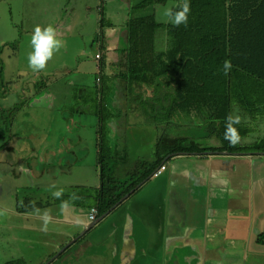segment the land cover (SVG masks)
<instances>
[{
  "label": "crops",
  "instance_id": "obj_1",
  "mask_svg": "<svg viewBox=\"0 0 264 264\" xmlns=\"http://www.w3.org/2000/svg\"><path fill=\"white\" fill-rule=\"evenodd\" d=\"M101 1L104 10V3L108 0ZM120 1L124 3L123 6L126 12V17L122 21L124 28H120L119 25L112 21H106L102 17L96 34L97 37L102 29V20H105V37L103 42L98 41L100 51L96 53V55L101 54V58L98 60L96 55L95 58L98 70L101 63H105V74L113 78L109 83L112 86V99L114 101H109V105L112 108L114 117L110 120L112 126L108 132L110 134L112 131V135H120L122 134L121 130L124 129V126L122 129V125L119 126L116 123L119 117L122 116L127 119L126 114L134 116L136 113L132 112L135 110L141 111L144 115L146 113L145 110H140L136 105H139L141 100L148 105L149 102L152 103V100H150L152 98L149 95L122 92L123 82L119 75L125 68V56L120 49L123 48L126 42V26L133 1ZM178 4L176 3L173 6ZM86 7H88L87 4ZM52 26L55 30L57 27L64 28L63 25L58 26L55 23H52ZM64 31L56 30L57 35H59L58 38L61 39L66 36ZM164 35L166 38V32ZM79 52L81 53L82 50L76 52V54H79ZM83 52L85 53V51ZM40 96L38 103L48 96H52V101L54 100L53 94L46 96L42 94ZM115 107L119 111L115 110ZM129 108L132 111H128ZM122 110L126 113L122 112ZM145 115L152 118L151 112ZM191 115L177 112L171 122H163V125L159 126L163 129L161 135L167 134L172 137H178L173 134L172 127L175 125V127L179 128L180 122L191 118ZM125 123L123 122V125ZM126 124L130 125L128 128L125 125V129L130 130V126L134 125V121L130 122L127 119ZM161 135L154 141L155 150ZM55 136H57V132L52 135V139L59 143L60 139ZM208 136L205 141L207 139H211V141H208L204 146L220 145L215 136H212L211 133ZM44 138L40 139L41 148L39 150L47 151L46 158H48L50 150L42 145V142H48V136L45 135ZM191 139L195 140V137H191ZM34 140H36V137H34ZM82 140V136L79 135L74 143L68 142L66 147H78L80 143L82 144ZM133 140L134 138L127 139L122 136L118 138V142L115 145L111 144L115 146V151L117 150L120 156L127 157L126 162L119 163L118 170L122 172L121 174L135 168L138 161L145 160L150 163L156 159L154 151L152 159H139L134 165L133 163L130 164L128 149L131 145L137 143ZM95 150L94 153H96ZM88 152L89 148L86 146L79 153H70L67 157V161L70 164L69 167H80L82 160L91 156V153ZM221 152L223 151L209 150L180 153L175 156L172 155L170 161L164 160L154 171L156 172L162 165H166V169L162 174L154 176L153 172L140 183L141 185L139 184L140 186L138 185L128 195L126 194L125 199L98 225L88 231L86 233L88 236L82 241L95 242L98 239V235L104 234V237L111 239L113 244L115 243V248L124 249L122 252L123 260L133 253L132 244L135 245V255L137 256V241L141 242V248L143 246H152L150 245L151 236L148 235L149 230L146 225H144V230L142 231L135 226L131 233L128 218L130 215H136L135 217L132 216L134 218L132 219L137 223L142 222L145 224L148 222L151 211H154V209L139 205L145 200L150 204L156 205L155 213H158L161 219L160 222H162V225L159 223L160 225L157 227L160 243L153 244L157 245L159 252L162 251L160 253V258H162L156 259V264H264V243L259 241L260 236L264 234V162H259L255 159L256 153L230 152L231 154H226ZM1 161L5 163V160ZM130 166L133 168H130ZM30 169L34 177L39 176V171L37 172L33 168ZM0 172V175L6 178V169ZM18 173V179H20L22 173ZM78 179L83 180V175H79ZM40 182H42V179H40ZM86 184L89 183H76L70 191L88 187ZM99 187L100 183L97 182L92 188ZM7 193V187L0 183L1 201H4V195ZM72 208L75 214L81 217L84 216L85 223L83 225L78 226L65 219L60 213L59 204H57L55 208L57 215H52L50 211L51 215L57 224L60 226L65 225L66 229L57 230L53 227L51 229L49 225L48 231L43 232L41 231L42 222L33 212H21L16 205L0 204V209L6 210V214L0 216V257L11 258L6 259L7 261L5 262L24 259L27 264H52L55 261L56 257L54 255L57 249H60L65 242H72L98 217L95 215L88 219L86 215H83L85 214L84 212H88L92 208L73 204ZM52 234L61 236L59 238L61 243L57 244L58 247L51 249L43 256L34 257V250L37 254H40V245L44 246L47 244L50 246ZM85 235L75 239L68 248L76 243L78 246L82 245L80 246V251H83L84 244H82L83 242L80 239ZM78 241L80 242L78 243ZM24 245L26 249H19V247ZM30 249L31 253L29 255L28 251ZM144 255L147 256L148 252L146 251ZM131 261L133 262L134 260ZM132 262L126 261V264H132ZM144 262L152 264L151 261L143 259L140 264Z\"/></svg>",
  "mask_w": 264,
  "mask_h": 264
},
{
  "label": "rangeland",
  "instance_id": "obj_2",
  "mask_svg": "<svg viewBox=\"0 0 264 264\" xmlns=\"http://www.w3.org/2000/svg\"><path fill=\"white\" fill-rule=\"evenodd\" d=\"M121 2L120 0H108L104 3L105 8L103 10L101 0H53V5L52 0H0V50L2 49L1 58L4 62L2 81L5 83L4 87H6H2L0 91V108H10L24 102L27 97L31 96L32 92L39 94V92L45 91L54 95L52 106L34 107L27 105L18 112L13 121L10 135L12 136L11 146L15 150L13 152L7 150L2 152L1 160L7 162L2 163L0 167L20 170L23 166L33 165V168L39 171L38 175L40 176L32 182L24 172H22L20 179H16L10 174L6 175V178L0 175V183L8 189V193L4 195V201L0 200V204L16 205L17 207L22 201L26 205L24 198L30 197L32 202H42L44 204L45 207L41 211L48 209L52 212V215H57L55 208L58 203L51 195V192L55 190L50 187L51 185L55 184L56 188L64 189L65 195L71 192L70 190L74 188L76 183H89L86 184L88 187H93L97 182L101 183V168L96 158L98 154L97 130L99 126L97 110L100 108L101 102L96 94L99 70L95 58L96 53L100 51V46L97 40L94 42V39L102 17L106 21H112L120 28H124L122 21L126 17V12L123 6L124 3ZM176 3L178 4L179 1L169 0L166 4L160 5L161 8L158 6L156 9L157 21L168 23L162 15L163 10L166 7H172ZM86 4L88 7H86ZM52 23L64 26V28H56L57 31L65 30L66 36L61 38L64 41V47L53 56L43 71H32L28 67L27 57L32 50L30 41L34 27L36 25H52ZM164 34L165 30L163 28L157 33L156 46L158 50H164L167 47L168 39L167 36L165 38ZM81 50V53L76 54ZM135 93L143 95L145 92L143 88H136ZM112 95L113 92L111 91V94H107L105 97L108 105L109 101H114ZM233 106L237 107L235 104ZM115 110L119 111L117 107H115ZM128 111H132V109L129 108ZM122 112L126 113L124 110ZM132 113H136V115H126L130 122L134 121L133 127L130 126V130L125 129V125L128 128L130 124H126L127 119L125 117H119L116 123L119 126L122 125V129L124 126V129L121 130L122 134L112 135L111 131L109 140L111 144L115 145L118 138L122 136L127 139L134 138L133 141L137 143L131 145L128 149L129 163L134 165L139 159L153 158L154 141L163 132V129L159 127L163 125V122L143 115L138 110ZM245 121L251 130L249 135L242 140V143L248 146L264 137V120L246 118ZM123 122L126 123L123 125ZM208 123L207 119L201 117L196 119L194 115H191V118L180 122L179 128L174 125L172 131L178 137H195L198 143L204 145L211 141V139L205 141L210 133ZM111 126L112 124L108 121L106 128L109 130ZM35 132L40 135L43 133L41 138L46 133L52 138V135L57 132L55 137L59 138L60 142L56 147L59 152V147L67 152L64 156L66 160L70 153H79L86 146L89 148L88 153H91V156L84 158L78 168H65L58 164V166L46 165V163H56L57 161L52 160V151L49 152L47 161L41 160L43 152L38 150V136ZM32 134L36 136L37 140L32 139ZM79 135L83 138L82 144L80 143L78 147H66L68 142L74 143ZM94 149H96V153H94ZM44 153H47V151H44ZM46 155L45 157H47ZM256 155L255 159L257 161L264 162V154L256 153ZM79 175H83V180L78 179ZM40 179H42V182H40ZM139 205L152 208L154 211H151L149 220L145 224L142 222L137 223L132 217L136 215H130L128 218L129 227L132 233L135 226L141 231L144 230V225L148 226V235L151 236L150 245L152 246L141 248V242L138 240L137 256L135 255V245L132 244L133 253L123 260L122 252L124 249L115 248V243L113 244V241L104 237L103 234L98 235L95 242H83V240V251H80L82 245L73 244L65 251L63 256H57L52 264H126V261L132 262L131 260H134L132 264H140L142 259L156 264L155 260L162 258H160L162 251L159 252L157 245L153 244L160 243L157 227L160 224L162 225V222H160L161 219L158 213H155V204L143 200ZM86 212L84 213L86 214ZM161 215L163 216V214ZM50 226L51 229L52 227L57 230L66 229L65 225L60 226L54 219ZM59 238H61L60 235L52 234L50 246L47 244L40 245V254H37L34 250V257L43 256L51 249H56L57 244L61 243ZM67 244L69 243L65 242L63 246ZM26 246L19 247V249H26ZM62 247L57 249L55 255L61 252ZM116 251L118 254H115ZM146 251L148 252L147 256L144 255ZM28 252L30 255L31 249ZM6 259L11 258L0 257V264H4L7 261ZM144 263L147 264L148 262Z\"/></svg>",
  "mask_w": 264,
  "mask_h": 264
},
{
  "label": "trees",
  "instance_id": "obj_3",
  "mask_svg": "<svg viewBox=\"0 0 264 264\" xmlns=\"http://www.w3.org/2000/svg\"><path fill=\"white\" fill-rule=\"evenodd\" d=\"M132 1L126 42L120 49L125 56V68L119 75L123 82L122 92L134 94L136 88H143L144 94L151 96L152 99H149L152 103L148 105L141 100L136 106L145 110L147 115L151 112L152 118L159 122H171L177 112L194 114L196 119H207L210 133L220 145L204 146L189 137L163 134L156 145L155 161H138L135 168L121 174L119 163L126 162L127 157L115 151L106 128L107 122L114 117L105 98L111 94L109 82L113 78L105 74V63H101L98 77L101 75L102 99L97 110L99 126L96 157L101 168V183L99 188L83 187L70 192L81 197L73 205L96 208L98 216L108 212L164 160L170 161L172 155L209 150L264 152V137L252 145L242 144L251 130L246 118L264 120V0H190L188 23L179 27L156 19L155 9L169 0ZM178 1L182 3V0ZM102 24L96 40L103 42L106 21L102 20ZM161 28L168 39L164 50H158L156 46L157 33ZM1 54L2 49L0 91L5 86L2 81L4 62ZM225 60H230L232 64L227 75L222 71ZM21 108L22 104H18L9 110H0V160L3 151H14L9 146V135ZM229 114L240 117V122L234 127L241 140L235 146L224 139L225 121ZM2 163L0 161V165ZM1 170L5 171V168L0 167ZM6 173L16 179L19 177L18 170L13 168H6ZM68 194L62 199H67ZM24 199L26 205L20 201L18 210L33 212L32 198ZM56 201L60 204V200ZM35 206L40 209L45 207L42 202H35ZM259 241L264 243V234ZM4 264L27 262L15 259Z\"/></svg>",
  "mask_w": 264,
  "mask_h": 264
},
{
  "label": "clouds",
  "instance_id": "obj_4",
  "mask_svg": "<svg viewBox=\"0 0 264 264\" xmlns=\"http://www.w3.org/2000/svg\"><path fill=\"white\" fill-rule=\"evenodd\" d=\"M190 11V0H182L181 4L164 8L162 15L173 26L179 27L182 24L185 26L187 25ZM30 44L32 50L28 53L27 59L28 67L32 71H43L53 56L64 47V41L58 38L56 30L51 24L47 26L36 25L31 35ZM231 68V61L225 60L222 66L223 73L227 75L231 71ZM239 122L240 117L233 116L232 114H229L225 121L224 139L233 146L240 143L241 140L238 130L234 127V125ZM225 183H227V181H225ZM50 187L55 189L51 192V195L53 198L60 200L59 210L65 219L78 226L83 225L85 223L84 218L75 214L72 208V203L80 200L81 197L77 193L72 192L68 194L67 199H62L64 196V189L56 188L55 184ZM33 213L42 222L41 231L47 232L49 225L53 223V216L50 210L45 209L41 211L40 208L35 206V202H33ZM5 214L6 210L0 209V216H4ZM96 216H98V212Z\"/></svg>",
  "mask_w": 264,
  "mask_h": 264
},
{
  "label": "flooded vegetation",
  "instance_id": "obj_5",
  "mask_svg": "<svg viewBox=\"0 0 264 264\" xmlns=\"http://www.w3.org/2000/svg\"><path fill=\"white\" fill-rule=\"evenodd\" d=\"M101 76V75H100ZM97 79H98V77H97ZM100 89H102V80L98 83L97 82V85H96V94H97V98L100 100V102H101V94H100ZM43 90V89H42ZM44 92L45 91H41V92H39V94H34L33 92L31 93V96H29V97H27L26 99L27 100H25L24 102H21V103H19V104H22V108L19 110V111H21L25 106H27V105H32V106H34V107H41V106H52V97L51 96H48V97H46L42 102H40V103H38L37 101H39L40 100V98L39 99H36V98H38L40 95H42V93L44 94ZM51 97V98H50ZM49 102V103H48ZM16 104V103H15ZM18 104H16L15 106H17ZM15 106H13V107H10V108H0V110H9V109H11V108H14ZM18 114V113H17ZM13 124V123H12ZM11 129H12V126H11ZM35 134L38 136V150H39V148H41V144H40V138H41V136L43 135V133L40 135L39 133H37V132H35ZM45 135H47L48 136V142H42V145H43V147H48V149L50 150L49 152H51L52 151V160H55V161H57L56 163H54V162H52V163H46V165H48V164H51V165H53V166H61V167H65V168H68L69 166H70V164L68 163V161L66 160V158L64 157L65 156V151H63L60 147H59V150H60V152L58 151V149H57V147L56 146H58V141L56 142V141H54L50 136H49V134L48 133H46ZM44 135V136H45ZM10 136V140H9V146L10 147H13V146H11V142H12V136L11 135H9ZM31 137H32V139L34 140V137H36L34 134H32L31 135ZM43 139H45L44 137H43ZM36 140H37V138H36ZM56 144V145H55ZM42 147V148H43ZM13 149H14V147H13ZM15 150V149H14ZM40 151H42L43 152V154H42V161H47V159L49 158H46L45 157V154H47V153H44V151L45 150H40ZM49 152H48V154H49ZM22 160V159H21ZM64 161H66V162H64ZM58 164V165H57ZM30 168H33V165H29V166H27V167H22V169H20V170H18V172H24V173H26L27 174V176L30 178V180L31 181H34V179L36 178V177H34L33 176V174H32V172L30 171L31 169ZM70 168V167H69ZM34 169V168H33ZM47 170V169H46ZM49 172H50V170H48ZM38 172V171H37ZM41 172H43V171H41ZM40 176V175H39ZM38 176V177H39ZM22 177V176H21ZM79 189V188H78ZM88 236V234H86L84 237H87Z\"/></svg>",
  "mask_w": 264,
  "mask_h": 264
},
{
  "label": "water",
  "instance_id": "obj_6",
  "mask_svg": "<svg viewBox=\"0 0 264 264\" xmlns=\"http://www.w3.org/2000/svg\"><path fill=\"white\" fill-rule=\"evenodd\" d=\"M126 2H129V0H125ZM46 95H49V93H45L44 94V96H46ZM221 153H226V154H231L230 152H228V151H223V152H221ZM260 154H264V152H259ZM141 185V184H140ZM139 185V186H140ZM133 191V190H132ZM128 195V194H127ZM126 195V196H127ZM126 196H124L116 205H114L108 212H106L105 214H103V215H101V216H98L96 219H95V221L94 222H92L77 238H75V239H79L80 237H82L83 235H85L88 231H90L91 229H93L96 225H98L99 223H100V221H102L108 214H110L112 211H113V209L114 208H116L117 206H118V204H120V202H122L124 199H125V197ZM74 239V240H75ZM74 240H72V242L74 241ZM72 242H70L69 244H67L66 246H64V248H62V250H61V252L59 253V254H61L62 252H64L65 251V249H67L70 245H71V243ZM59 254H57V255H55L54 257H57V256H59Z\"/></svg>",
  "mask_w": 264,
  "mask_h": 264
},
{
  "label": "built area",
  "instance_id": "obj_7",
  "mask_svg": "<svg viewBox=\"0 0 264 264\" xmlns=\"http://www.w3.org/2000/svg\"><path fill=\"white\" fill-rule=\"evenodd\" d=\"M96 58L99 60L101 58V54H97ZM101 81V76L98 77L97 82L99 83ZM166 169V165H162L156 172H154V176H159L160 174H162L164 172V170ZM97 209L96 208H92L91 210H89L85 215L88 219H91L92 217H94L95 215H97Z\"/></svg>",
  "mask_w": 264,
  "mask_h": 264
}]
</instances>
